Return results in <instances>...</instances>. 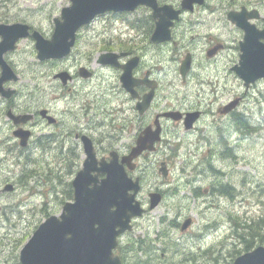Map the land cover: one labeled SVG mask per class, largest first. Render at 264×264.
<instances>
[{
	"label": "rangeland",
	"instance_id": "1",
	"mask_svg": "<svg viewBox=\"0 0 264 264\" xmlns=\"http://www.w3.org/2000/svg\"><path fill=\"white\" fill-rule=\"evenodd\" d=\"M162 1L177 8L180 0ZM249 1L207 0L206 6L183 15L176 24L173 39L175 44H165L163 48L153 47L149 43L146 9L139 8L129 15H101L89 28L81 32L72 55L64 61L38 63L31 40L21 41L17 51L6 56L20 76V81L13 85L19 91L16 99L19 108L33 110L40 106L46 107L50 102L51 92L55 96L61 95L62 100L56 105L55 114L58 115L62 127L51 128L46 123L35 125L36 134L55 132L59 135L54 146L56 149L51 146L45 148V151L36 147L33 139L27 150H20L11 135L7 119L1 113L5 103L0 102V264H19L20 250L36 227L48 216L59 215L63 203L71 201L67 200L65 191L74 177L75 167L70 165L67 171L61 170L56 157L61 153L62 160H65L64 152L68 149H75L78 155L80 150L75 148L72 135L64 137L65 132L73 131L77 126L85 129V132L93 136L99 158H107L110 150L117 151L119 155L125 154L128 146L133 144L140 122L133 112V102L129 99L127 101L122 92L118 80L119 72L101 68L95 63L104 46L110 50H120L117 37L111 35L119 32L124 34L121 40L130 43L137 54L141 55L144 63L142 72L151 70L161 82L162 88L158 93L160 107H201L206 108L208 114L192 132H186L181 126L175 128L167 124L163 145L159 151L137 161V169L130 175L138 176L141 180L137 199L142 207L148 208L149 192L161 191L166 194L157 208L148 210L145 216L135 220L132 231L120 240L122 250L116 253L125 262L138 261L142 264H232L238 252L245 251L243 242L238 241L233 234L235 230L244 240L252 242L251 248L259 245L255 238L257 234L250 235L251 229L245 227L247 220L242 209L243 205H248V209L252 210L253 218L248 220L250 224L264 219V79L256 81L246 89L231 70L232 65L237 63L235 57L229 54L222 57L223 51L215 58L206 56L207 48L216 42H233L242 35L240 30L226 20L225 13L229 6L224 5L230 4L233 7ZM259 1L260 11L264 14V0ZM210 2L215 5L210 16L216 21L217 29L227 31L232 27V30L222 38L208 37L196 42L191 39L192 35L187 32V27L192 19L197 18L198 11L207 7ZM67 6H70L69 0H0V23H25L49 38L53 31V19L59 18L60 10ZM131 21H137L140 31H132L128 37L126 28ZM199 29L202 33L205 30L208 33L213 31L206 27ZM110 39L113 40L110 42ZM231 47L237 48V45ZM187 52L194 55L193 71L186 81H182L178 71L179 64ZM78 66L92 69L94 78L88 81L76 76L73 82L68 83L72 90H62L60 84L53 79V74L60 70L76 74ZM222 77L227 85H223ZM201 81L209 83V87L203 88L204 91L201 89ZM214 95L217 98L212 102ZM235 98H239V104L234 114H243L245 126L256 128L249 136L244 134L245 128L242 124L240 128L237 127L235 116L231 114L221 117L214 112L217 104H224ZM91 101L93 103H88ZM88 104L95 111L97 123V127L91 131L86 129L80 119V105ZM126 113L128 134L117 130L121 133L120 136H115L114 140L109 138V133L113 135V131L108 128L111 119L122 121ZM60 133H63L62 137ZM227 134L229 139L226 138ZM225 138L235 157L226 151ZM45 140L43 138L44 143ZM11 145L15 147L9 150ZM207 157L213 160V168L222 173L216 177L212 170L205 175L191 177V170L201 159L203 167L207 168ZM161 161H165L169 169L166 180L156 172ZM186 179L190 181L189 185L185 184ZM5 184H12L14 189L3 192ZM226 184L233 188L231 192L236 201L234 206L229 203L228 196L218 192L219 186ZM193 186L203 190L201 198L191 197L190 190ZM175 189H179L177 195L168 192ZM234 211L240 216L236 219L239 228H234L229 216V212ZM187 218L192 219V224L188 230L181 232L179 225ZM206 223H212L214 227L221 223L217 230L219 234H208L209 229L206 230L204 226ZM176 224L179 225L175 226ZM260 230L263 231L264 226ZM197 231L201 234L196 236L193 232ZM204 231L207 235L203 234ZM175 243H180V246ZM138 246L148 250L144 255L137 254L141 260L136 259L134 252L132 253Z\"/></svg>",
	"mask_w": 264,
	"mask_h": 264
},
{
	"label": "water",
	"instance_id": "2",
	"mask_svg": "<svg viewBox=\"0 0 264 264\" xmlns=\"http://www.w3.org/2000/svg\"><path fill=\"white\" fill-rule=\"evenodd\" d=\"M70 7L61 10L60 18L54 20V31L50 40L43 39L34 32L37 59L63 58L70 52L74 43V34L81 26L88 24L97 15L106 12H132L138 6H148L152 9V17L157 20L151 41L161 43L170 39V30L174 20L178 19L179 11L171 6L157 7L155 0H69ZM203 0H183L182 9H191L193 3L201 4ZM228 18L241 28L245 35L240 43L238 63L232 68L236 75L244 81L245 87L259 79H264V29L257 31L247 22L242 10L239 14H229ZM28 27L24 25H0V95L10 97L12 92L4 91L5 81H16L10 68L4 62L2 55L14 50V44L28 36ZM214 51L209 52L211 55ZM117 56L103 54L99 58L102 65L116 66ZM137 59L130 60L122 66L120 77L122 87L133 93V86L138 81L132 78V70ZM189 68V56L180 66V75L185 77ZM63 81L66 74H61ZM152 99V92L144 96L136 107L143 113ZM236 105V101L231 107ZM231 109V108H230ZM165 117L175 121L181 119L179 113H169ZM197 114L186 115L185 129H190ZM15 123L21 120L15 118ZM160 127L155 131L145 129L136 139L135 146L130 153L122 156L120 161L115 152L110 153L109 162L104 160L96 163L89 139L82 138L87 156L82 169L75 176L73 202L63 206L59 217L51 216L33 232L29 241L21 249L20 264H121L118 256L113 254L118 242L117 237L131 229L130 220L144 213L139 202L135 200L139 185L138 179L128 177L125 167L132 171L134 159L145 150H153L154 142L159 139ZM21 138V145L27 134H17ZM163 166V165H162ZM165 176L166 171L161 169ZM104 177L99 179V175ZM5 190H12L10 185ZM150 209L159 202L160 197L150 195ZM189 221L182 226L184 230ZM234 264H264V248H257L235 260Z\"/></svg>",
	"mask_w": 264,
	"mask_h": 264
},
{
	"label": "flooded vegetation",
	"instance_id": "3",
	"mask_svg": "<svg viewBox=\"0 0 264 264\" xmlns=\"http://www.w3.org/2000/svg\"><path fill=\"white\" fill-rule=\"evenodd\" d=\"M157 2H158L159 5H162V4L165 3L162 0H157ZM203 6H206V2L205 1H204V3L201 6H195L192 12H195L199 7H203ZM224 6H227V7L229 6L227 8V10H226L225 18H226V20L229 23L231 22L233 24L232 25L230 23L232 26L235 27L236 24H235L234 21H232L231 19L228 18V15L230 13L235 15L242 9V7H244V11H245V15L247 17V21L251 25L255 26L257 29H262V27H263L262 18L264 17V14H262L261 11H260V1L259 0H250L247 3H241L238 6L233 5V7H230V4H225ZM211 9H213V8L209 7V5H207V7H204L202 9H200L198 11L197 18L191 21L190 28H191L192 32L197 31L199 29V27H206L207 29H213V31L211 33H208L205 30V33H203V34H197V33L196 34H191L192 35L191 39L198 40V39L202 38L201 39V41H202V40H204L205 38H208V37L222 38L224 36L229 35L228 33L231 32L232 27L228 28L227 31L221 30V29H217V24L215 23L216 21H213L212 19L205 20V19H199L198 18V16L201 15V11L208 10L211 13ZM192 12H190V13H192ZM183 14H185V12L181 13V17L183 16ZM146 18L148 20V28H147V32L146 33L148 34L147 38H148V41H149L150 37H151V32H152L153 27H154V21H153L151 15L149 16L148 9H146ZM89 26H87V27H89ZM237 28H239V27H237ZM175 30H176V23L172 26V29H171V35H172L171 43H173V44H175V41L173 40L174 39V35H175ZM139 31H140V29H137V32H139ZM241 33H243V31ZM241 39H242V35L240 34V36L236 40H234L233 42H232V40H230L228 43H226V42L225 43L216 42L212 47H208L207 48L206 56H207V54L209 52H211L213 50H216V53H215L216 55L214 57H212V58H215L219 54L220 51H223L222 52V57H224L226 54H229L233 58L235 57V59H237L239 54H240ZM112 40L113 39H110L109 41L111 42ZM234 44L237 45V48L236 47L235 48L231 47ZM151 46L156 47V48H163L164 44H162V45L161 44H157V45L151 44ZM127 52H128V54H130V57L138 55L137 52L133 49V46L130 43L128 44V51ZM187 54H190V60L191 61L194 60V55L189 53V52L185 53L183 58ZM137 58H139V62H138V66L134 70V75H135V77L137 79L143 80V79H145L147 77L150 80L155 81L154 91H153V100H152L151 104L149 105L148 109L144 113H139L138 109H136V103H135L136 96L135 95L132 96L131 93L125 92L123 90H122V92L124 93L125 97L127 98V101L129 99L131 102H133V106H132L133 112L135 113L136 119L140 122V125H139V127H138V129L136 131L135 138L137 137V135L143 129H145V128L149 127V126H153L154 121H156L157 119L160 121V124L162 126L161 141H160L159 144H157L155 146L156 151L153 152V153H150V154L143 153V155L141 157V158H148L149 156L156 154L159 151V149L161 148V146L163 145L162 141L164 139V135H165V132H166L167 124H171L175 128H178L179 126L182 127V121L173 122V121L168 120L167 118H164L163 115H165L166 112H169V111H180V114L186 115V114H189L191 112H195V111L198 110L200 112V119L205 117L208 114V112H207L206 108H201V107L200 108H191V107L181 108L180 106L177 107V106H172V105L167 106V107L166 106L160 107V105L158 103V93L160 92V90L162 88L161 82L158 81V79L153 75L151 70L147 69L144 72H142L143 66H144V63L142 61V57H141V55H138ZM121 61L125 62V61H127V58H124ZM95 63H96V60H95ZM79 67H81V66H79ZM83 67H86L88 70H90L92 76H94V72H93L92 69L88 68L87 66H83ZM167 68H168V66H167ZM192 71H193V69L191 70V72L189 71V73L187 74V77L192 75ZM76 75L78 76V72H76L75 75L72 74V76H71L72 80L71 81H73V79H75ZM54 79H56L58 81V79L55 76H54ZM222 80L224 81L223 77H222ZM200 84L202 85L201 86L202 91H204V89H203L204 87H209L208 86L209 83H204L203 81H201ZM214 84H216V83H214ZM253 84L254 83L250 84L246 89H248ZM150 85H153V84H150ZM223 85H227V83L224 81ZM61 89L65 90L67 92L72 90V88L70 86H67V85L66 86H62ZM149 90H150V86L149 85H145V84L139 85V86H137L135 88L136 94H137V96L139 98H141L143 95L147 94L149 92ZM208 93H209V91H208ZM18 95H19V91L17 89H15L14 95L10 99H8V101H6V109L7 110L11 109L13 111V113L16 114V115H23V114H31V115H33L32 121L29 124L24 125L25 128H28V129L32 130L31 139L32 140L35 139V144H36L37 142L40 141V139L42 140V138H45L46 140H45L44 146L47 147V148L52 146V149H56V148H54V146H56V143L58 142L57 138L59 137V135H56L55 132L47 133V134H44V135L36 134L37 132L35 130V125L38 124V123H46L47 126L51 127V128H57L58 129L59 127H62V125L59 124V123H61V121L59 120L58 115L55 114L56 105L60 104V102L62 100V96L61 95L60 96H55L54 93L51 92L50 93L51 98L49 100L50 102H49L48 106H46V107L40 106V107L35 108L33 110H21L19 108L17 102H16V99L18 98ZM216 98H217L216 95L212 96L211 101L215 102ZM88 103H93V101L88 102ZM229 103L230 102L226 101L224 104H222V103L217 104L215 106V110H214L215 114L218 115V116H221V117L224 116L225 110L228 109ZM41 110H45L46 111V114L49 117V119H51V121H49L47 119H43L40 116V111ZM79 110L82 113L80 119L83 121L86 129H88L90 131L94 130L97 127V123L95 121V116H94L95 115V111H94L93 107H91L89 104L88 105H80ZM7 122L9 123V125L11 127V132H12V130L14 129V126L12 125V123L9 120H7ZM108 128L113 131V135H112V133L108 134V137L113 139V140H114L115 136H117V137L120 136V134H121L120 132H124L127 135L128 134V129H129V126H128V113H126V116H125V118L122 119V121H115L114 118H112L110 123H109ZM217 129H218V131H220V128H217ZM84 130L85 129H80V127L77 126V128L75 130L65 132V136L64 137H68L69 135H72L73 139L75 140V148L80 150V154L75 156L73 159H70V156H72L74 154H77L75 149H73V150L72 149H68L66 152H64V154L66 155V158H65V160L61 159L60 162H59V164H60L62 169L68 170L70 165H73L75 167V169H78L80 166H82L83 160H84V156H83V146H82V144L80 142V137L82 135H87L93 141V136L91 134H89L88 132H85ZM117 130H119L120 132H118ZM62 136H63V133H60V137H62ZM93 144H94L95 150L97 152L96 143L94 141H93ZM131 147H132V144L130 146H128V152L130 151ZM56 161H58V156L56 157ZM157 171H158V165L156 167V172ZM133 222H135V221H133Z\"/></svg>",
	"mask_w": 264,
	"mask_h": 264
},
{
	"label": "trees",
	"instance_id": "4",
	"mask_svg": "<svg viewBox=\"0 0 264 264\" xmlns=\"http://www.w3.org/2000/svg\"><path fill=\"white\" fill-rule=\"evenodd\" d=\"M240 120L239 124L241 125L242 124V127H244L245 129H248L247 126H245V121H243L241 118L238 119ZM248 131H252V130H248ZM248 133V132H246ZM264 220H262L263 222ZM261 221L260 222H257V223H254V224H251V225H248L246 226L247 229H251L250 230V235H254V234H257L255 236L256 239H258L259 241L262 242V244H264V230L261 231L260 230V227L263 226V223ZM251 244V241H245L244 242V247H249V245ZM252 245V244H251ZM247 249V248H246Z\"/></svg>",
	"mask_w": 264,
	"mask_h": 264
},
{
	"label": "bare ground",
	"instance_id": "5",
	"mask_svg": "<svg viewBox=\"0 0 264 264\" xmlns=\"http://www.w3.org/2000/svg\"><path fill=\"white\" fill-rule=\"evenodd\" d=\"M16 171H18V170H16ZM45 172H46V171H45ZM46 173H47V172H46ZM40 176H41V175H40ZM30 177H31V176H30ZM46 177H47V175H46ZM55 182H56V181H55ZM51 183H52V182H51ZM49 185H50V184H49ZM56 185H57V184H56ZM56 185H55V186H56ZM197 185H198V184H197ZM38 186H39V185H38ZM58 186H59V185H58ZM51 187L53 188V186H51ZM191 187H192V186H191ZM191 187H190V188H191ZM193 187H194V186H193ZM196 187H197V186H196ZM190 191H191V190H190Z\"/></svg>",
	"mask_w": 264,
	"mask_h": 264
}]
</instances>
